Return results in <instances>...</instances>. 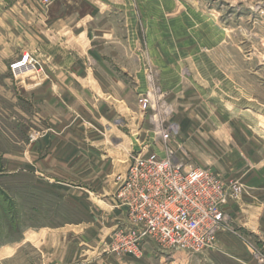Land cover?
Segmentation results:
<instances>
[{
    "label": "rangeland",
    "instance_id": "obj_1",
    "mask_svg": "<svg viewBox=\"0 0 264 264\" xmlns=\"http://www.w3.org/2000/svg\"><path fill=\"white\" fill-rule=\"evenodd\" d=\"M126 4L137 18L129 23L115 13L108 43L94 47L101 59H88L86 51L74 64L88 75L77 82L84 86L78 93L36 91L52 83L50 62L20 31L10 38L0 14V41L8 33L9 42L0 43V264H264V0ZM24 54L31 67L14 70ZM101 82L117 88L115 97L90 91ZM55 137L79 152L69 164L91 167H39ZM138 150L222 180L228 200L215 248H158L144 262L145 253L112 248L110 196ZM66 226L75 231L45 233Z\"/></svg>",
    "mask_w": 264,
    "mask_h": 264
},
{
    "label": "built area",
    "instance_id": "obj_2",
    "mask_svg": "<svg viewBox=\"0 0 264 264\" xmlns=\"http://www.w3.org/2000/svg\"><path fill=\"white\" fill-rule=\"evenodd\" d=\"M52 1L41 0L45 5ZM31 61L24 54L12 68L22 69ZM116 184L110 196L116 215L110 237L120 254L141 257L151 245L191 252L217 246L228 193L212 172L138 150Z\"/></svg>",
    "mask_w": 264,
    "mask_h": 264
},
{
    "label": "crops",
    "instance_id": "obj_3",
    "mask_svg": "<svg viewBox=\"0 0 264 264\" xmlns=\"http://www.w3.org/2000/svg\"><path fill=\"white\" fill-rule=\"evenodd\" d=\"M117 2L123 4V6L106 5L103 7L96 0H55L49 6L42 8L38 0H0L2 29L11 30L9 33L10 38L20 31L19 34L22 33L21 36L26 37L28 43L35 46L40 45L42 52L40 59L50 62L47 70L52 83L44 85L40 90L37 89L36 91L44 94L84 91V86L77 84V82L83 80L87 74L84 73V70H79L75 66L76 63L87 58L84 56L86 51L90 54L88 59H101L98 49L94 47H98L97 45L102 43H108L105 37L109 32V23L114 19L115 13L122 14L124 20L126 22L129 21V23H132L133 15L137 18V14L126 4L127 0H117ZM112 34L114 36V33ZM6 35L1 37H6ZM5 37L0 43L9 45L8 38ZM117 39L121 43V40ZM127 39H123V41ZM30 67L28 65L23 69ZM123 69L126 68L124 67ZM123 71L125 72V70ZM111 75L120 77L116 71H112ZM99 83L97 87L94 86L96 88L89 87L90 91H101L115 97L112 94L118 91L117 88H114L109 83ZM117 84L124 83L118 78ZM50 96L46 95L45 99L56 101V97L54 99ZM60 98L62 99L63 97ZM63 118L62 116L60 117L61 122ZM53 119L57 118L54 117ZM57 142V137L53 138L52 141L49 140V144L45 146V156L39 167L43 166L46 171L52 173L68 171H76L77 173L79 170L83 172L91 167V164L84 165L75 161L69 164V158L77 154L80 155L79 152L68 148V144L63 145L62 140ZM120 163L123 164L124 162L117 160L118 166L121 165ZM67 226L61 228V230L49 229L50 231L45 233L49 234L48 237L50 238L59 237L62 234L68 236L69 232L75 231V229L67 228ZM75 227L79 229L83 227V224L75 225ZM157 249L154 245L145 248V258L141 260L144 262L146 259L157 257L159 255ZM127 259L130 261L133 258L127 257Z\"/></svg>",
    "mask_w": 264,
    "mask_h": 264
}]
</instances>
